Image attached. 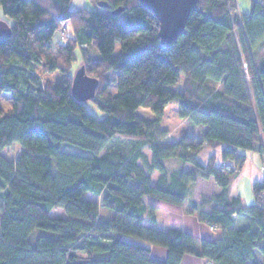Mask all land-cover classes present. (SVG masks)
I'll return each mask as SVG.
<instances>
[{"label":"trees","instance_id":"1","mask_svg":"<svg viewBox=\"0 0 264 264\" xmlns=\"http://www.w3.org/2000/svg\"><path fill=\"white\" fill-rule=\"evenodd\" d=\"M102 1L108 6L92 10L73 9L72 0H0L13 31L0 35V264H182L185 255L264 264V178L253 182L252 205L230 193L245 151L264 156V61L258 69L248 44H264L261 6L252 0L242 27L236 0H198L186 31L165 46L157 15L140 0ZM60 30L65 42L53 40ZM76 48L99 82L87 102L73 94ZM36 66L59 71L60 81L44 80ZM176 100L200 139L187 129L169 138L162 120ZM144 107L153 118L138 113ZM117 137L132 148L111 146ZM15 144L13 159L5 150ZM201 178L220 191L190 200ZM149 198L180 207L189 200L186 210L221 238L154 227ZM152 245L167 255L158 258Z\"/></svg>","mask_w":264,"mask_h":264},{"label":"rangeland","instance_id":"2","mask_svg":"<svg viewBox=\"0 0 264 264\" xmlns=\"http://www.w3.org/2000/svg\"><path fill=\"white\" fill-rule=\"evenodd\" d=\"M257 1V3L261 6V9L263 10L264 13V0H255ZM238 7L237 9H235L234 11V16H237L239 18L240 21V25H242V27H244V21H243V12L245 11H249L250 7H251V2L252 0H236ZM81 4V5H80ZM82 6L87 7L88 9H92V10H96V8H99V4L96 0H72L71 2V7L74 9L76 8H83ZM102 7V6H100ZM240 12L242 14H240ZM0 18H4L8 21H10V19L6 16V14L4 13V11L2 10L1 6H0ZM236 20V17H235ZM68 29V28H67ZM67 30L63 31L60 30L58 31L53 40L55 42L57 41H61V42H65V38L67 36ZM235 37L237 40H239V32H235ZM263 40L262 38L259 40L260 43H258L257 46H254L253 43H250L248 41L249 47H250V51L253 57V62L256 65V67L258 69H260V67L262 66V62L264 61V44L261 41ZM120 43H118L116 45V49H120ZM82 66V58H81V50L79 48H76V60L73 64V67L71 69V72L73 73L74 76H76L78 69ZM36 73L40 74L44 80H51L54 83L59 82L61 79V73L59 71H55V72H45L43 73L40 67H35L34 68ZM113 77H115V74L112 73ZM113 91H116V87H113ZM11 97L9 95V93L4 92L2 93V101H1V106L3 108H5L6 110L10 109L12 106V102H11ZM90 106L92 111H94L96 114H100L101 113L97 110L96 106L94 104H92V102H90ZM180 106L178 101H171L168 103L166 110H165V116L162 120V125L164 128H168L169 129V133L170 136L169 138L174 140L177 139L179 136V132L182 129H187L190 132H192L194 135H196L198 138L201 135L200 129L194 127L189 121H187L186 119H183L180 117ZM138 113L144 117H151L153 118L154 115L152 112H150V110L148 108H140L138 109ZM200 139V138H199ZM133 141L129 140V139H122V138H115L113 140V143L111 146H114L115 148H119L122 150L127 151L128 149L132 148L133 145ZM17 144H15V146L9 150H5L6 154L10 157L15 159L16 156L19 154V152L21 151L17 146ZM68 150H72L74 152H80L81 149L75 147V146H68L67 147ZM150 150L148 147H146L145 149V155L149 157V159H151L150 156ZM210 155L209 150L207 148H205L201 154H200V158L202 161H205L208 156ZM170 162V161H169ZM246 170L248 173V176L246 175L245 177H243L242 179H239L241 177V175L234 181V188H236V183L239 184V189H238V194L242 196L244 204L245 205H252L255 203V195L253 194V183L251 181V174H254L255 178H260L259 180H262L264 178V156H261L258 152L254 151H248L247 152V163H246ZM245 168V167H244ZM155 176H157V173L154 174ZM239 179V181H238ZM153 182H156V178L154 177ZM191 190L189 193V198L190 200L194 199L197 200L198 202H202L203 198H210L211 195H213V193L219 192V186L215 184L213 178L210 180H206V179H199L198 181H196L195 183H193L191 185ZM87 197L90 199H97V197L94 196V194L92 193H88ZM154 204L157 205V210H158V219L161 220V223L164 226H168V227H177L180 229H186V228H191V230H193V227H191V224L188 223L189 219L188 217H192V216H196L195 218L198 219L196 214H190L186 209L187 207L190 206V201L188 200L183 206H177L175 205V207L170 209L169 207L165 206V205H170V204H164L165 202L163 201H158L156 199H151L149 198ZM51 213L53 215H62L64 214V210L61 208H53ZM172 216L174 217V219L172 218ZM199 220V219H198ZM177 221V222H176ZM200 223H202L199 220ZM188 223V224H187ZM206 228V226H205ZM212 229V228H211ZM187 230V229H186ZM214 230V229H212ZM200 235L202 233V230H200V228L198 229ZM211 231V230H210ZM216 233L218 234V229H215L214 231H211V235H213V237H215ZM215 234V235H214ZM197 237L199 236V234H195ZM154 246V245H152ZM156 248H160L158 246H156ZM156 249V250H157ZM160 250V249H158ZM203 259V258H202ZM201 258H194V259H186L185 261H183V264H206L205 262H203Z\"/></svg>","mask_w":264,"mask_h":264},{"label":"water","instance_id":"3","mask_svg":"<svg viewBox=\"0 0 264 264\" xmlns=\"http://www.w3.org/2000/svg\"><path fill=\"white\" fill-rule=\"evenodd\" d=\"M149 10H152L159 19L162 45L169 46L180 34L186 31V21L191 11L198 4V0H140ZM99 6L107 7L108 3L100 0ZM118 8L113 11L114 14L122 11ZM12 29L8 21L0 18V35L10 37ZM73 94L77 99L87 102L96 95V89L99 85L98 79L87 74L85 66H81L73 79Z\"/></svg>","mask_w":264,"mask_h":264},{"label":"crops","instance_id":"4","mask_svg":"<svg viewBox=\"0 0 264 264\" xmlns=\"http://www.w3.org/2000/svg\"><path fill=\"white\" fill-rule=\"evenodd\" d=\"M84 1V0H83ZM81 5V4H80ZM246 153L248 152V151H245ZM248 176V173H247V170H246V166H245V168H244V170H243V172H242V174H241V177L239 178V179H242L243 177H245V176ZM251 181H252V183L253 182H255L256 180H259L260 178H255L254 177V174H251ZM239 179H238V181H239ZM220 189V188H219ZM238 189H239V184H237L236 183V188H234V186L231 188V191H230V193H231V195H239L238 194ZM161 201V200H160ZM164 202V201H163ZM164 204H167L166 202L164 203ZM165 206H167V207H169L170 209L172 208V210H173V208L175 207V205H173V204H171L170 203V205H165ZM177 207V206H176ZM196 217V216H195ZM194 216H192V217H188V219H189V221H188V223L189 224H191V227H193V230H191V228H186L191 234H199V236H198V238H204V237H207V238H209V239H213V240H215V239H218V238H221V236H222V234H223V231L221 230V229H218V234L216 233V235H215V237H213V235H211V231H214V230H212L209 226H208V224L207 223H205V222H203V223H200L199 222V220L197 219V218H195ZM172 218L174 219V217L172 216ZM159 220V219H158ZM177 222V221H176ZM187 223V224H188ZM205 226H206V228H205ZM154 227H156V228H163V229H169L170 227H168V226H164L162 223H161V220H159V222H158V224H156V225H154ZM200 228V230H202V233H201V235H200V233H199V231H198V229ZM185 229V230H186ZM211 230V231H210ZM196 236V235H195ZM197 237V236H196ZM159 247V246H158ZM157 248H156V245H154L153 246V253H155V255L158 257V258H164L166 255H167V250L164 248V247H160V248H158V249H160V250H156ZM194 258H199V257H197V256H193V255H185L184 256V258H183V261H185L186 259H194ZM200 259V258H199ZM202 259V258H201ZM203 260V262H205L206 263V259H202ZM183 261L181 262L182 264H183Z\"/></svg>","mask_w":264,"mask_h":264}]
</instances>
